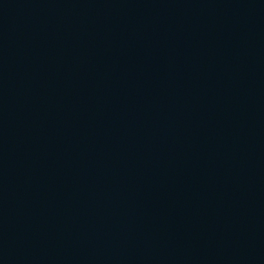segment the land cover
Returning a JSON list of instances; mask_svg holds the SVG:
<instances>
[{
	"label": "water",
	"instance_id": "95a60500",
	"mask_svg": "<svg viewBox=\"0 0 264 264\" xmlns=\"http://www.w3.org/2000/svg\"><path fill=\"white\" fill-rule=\"evenodd\" d=\"M0 264H264V0H0Z\"/></svg>",
	"mask_w": 264,
	"mask_h": 264
}]
</instances>
